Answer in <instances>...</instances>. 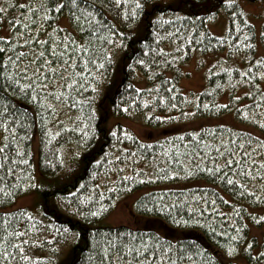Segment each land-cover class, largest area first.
Instances as JSON below:
<instances>
[{
    "label": "trees",
    "instance_id": "1",
    "mask_svg": "<svg viewBox=\"0 0 264 264\" xmlns=\"http://www.w3.org/2000/svg\"><path fill=\"white\" fill-rule=\"evenodd\" d=\"M164 1L76 0L92 5L83 16L72 0H46L62 7L43 20L42 10L20 6L41 0H0V36L46 40L32 46L39 51L65 37L88 42L93 61L85 67L81 54L83 77L72 88L57 84L59 100L39 88L33 98L31 80L13 82L14 65L0 75V146L9 145L0 153V264H264V241L251 233L264 228V52L255 56L264 26L259 33V17L244 6L264 17V0ZM220 16L223 37L208 29ZM210 54L205 87L190 99L182 69ZM227 114L253 129L175 130ZM132 118L163 127V136L142 141L120 122ZM26 194L37 197L36 213L5 211ZM127 194L144 226L108 225Z\"/></svg>",
    "mask_w": 264,
    "mask_h": 264
},
{
    "label": "snow or ice",
    "instance_id": "2",
    "mask_svg": "<svg viewBox=\"0 0 264 264\" xmlns=\"http://www.w3.org/2000/svg\"><path fill=\"white\" fill-rule=\"evenodd\" d=\"M72 2L73 5L79 9V5L77 4L76 0H72ZM117 2L119 3L120 0H117ZM45 3L46 0H41V3L36 5L34 9L26 5L20 6L27 7L28 11L42 10L41 19L49 20L51 19L49 13L52 11L58 12L60 10V7H62V4L52 5L51 7L46 8L44 6ZM88 7H92V5L88 4L87 7L79 9L83 16L92 15V13H89L87 11ZM2 11L3 9H0V12ZM14 23L16 25H21V22L19 20H16ZM21 27L27 29V25H21ZM38 30L39 28L37 29V31ZM57 31L63 30L57 29ZM22 38L23 33H21L20 36L16 38L12 36H0V52L4 53L3 58L0 59V67H3L4 70L2 73H0V75L8 78L11 74L8 73L7 66L14 65L16 68L15 75L17 79L13 82L18 85L20 78L31 80V83L27 85V90L32 92L33 98H36V88H39L41 92H47L48 95L59 100L61 96L64 95V93L61 92L59 95H57V92L59 91L56 87L57 84L60 85V88H72L76 86L77 80L74 79V77H83V73L77 71V69L80 68V62L83 59V56L88 57V60L84 65L85 67L87 66V63H93L89 51L92 45L88 42L79 43L76 41H71L66 43L64 42V40L68 38L65 37L64 40H59L56 43L52 44L50 47L44 48L43 51H39L32 46L36 45L42 47L43 45L47 44L46 40L42 41L38 38L23 40ZM24 48H28L29 50H22ZM81 54H83V56ZM50 88L51 91H49ZM49 107H52V105L49 104ZM5 130L7 131L6 126ZM8 147V144L0 146V153H3ZM239 147L243 148V145H239ZM235 154L236 153H230V155ZM221 155H223V153H221ZM240 155L250 157V154L246 152L240 153ZM5 159H7V157H5ZM247 162L248 161H244V163ZM233 163V159H227L225 166L232 165ZM260 167H264V162L260 164ZM230 170L236 171L235 168ZM228 182L231 184L233 181L230 180ZM2 255L5 258L10 257V253L7 251H4ZM137 255H139L138 252ZM23 259L27 260L28 257L24 256Z\"/></svg>",
    "mask_w": 264,
    "mask_h": 264
},
{
    "label": "rangeland",
    "instance_id": "3",
    "mask_svg": "<svg viewBox=\"0 0 264 264\" xmlns=\"http://www.w3.org/2000/svg\"><path fill=\"white\" fill-rule=\"evenodd\" d=\"M169 0H165L164 2H168ZM246 7V10L251 16L253 17H259L254 18L255 20H252L255 24L256 28L258 29L259 33L261 32L263 26H264V17H262L261 8L258 5H251V4H244ZM61 27H68L69 23L66 19H62L60 21ZM226 28H227V21L226 18L223 16H220L219 18H216L214 21L209 23L208 29L209 31L217 36V37H223L226 34ZM264 52L262 47L258 48V51H256L255 56L260 57V55ZM216 57L213 55H207L204 57H198L193 56L190 58L189 62L184 65V68L182 69V72L184 73V77L182 78L180 87L182 92L189 96L190 99H193V96L200 93L204 87L206 82V75L208 74L210 68L213 66V64L216 62ZM261 86L264 90V81L261 82ZM120 122L128 128L134 135H136L139 139L142 141H148L153 140L155 138H159L163 136V127H155L156 129H152L154 127L148 126L142 120L140 119H123L120 120ZM219 125V126H225V127H234L236 129H253L247 124L240 123L238 120L235 119L233 114H227L221 117L212 118L208 120H192V121H184V123H178L175 130L183 131L185 129L195 130L199 129L204 125ZM2 141V136L0 134V144ZM37 158V153H36ZM101 189H104L103 182L100 181ZM196 186V183H190V184H181V189L184 188H193ZM136 200L135 194H127L121 198H119L116 202V205L111 209L110 214L107 216V223L110 226H117L120 224H126L133 227H140L144 226L145 221L143 218L137 217L135 215L134 211V202ZM39 204V201L35 194H26L25 196L19 197L13 206H8L5 211H11L17 210V209H27L32 211L33 213H36L37 211V205ZM71 219H76L77 217L70 213ZM251 233L253 236L258 238L260 242L264 241V228H257L252 227ZM62 250L64 252H68L69 246L62 247ZM240 264H250L247 261H245L244 258H240Z\"/></svg>",
    "mask_w": 264,
    "mask_h": 264
}]
</instances>
